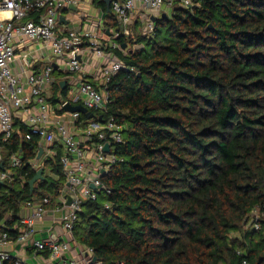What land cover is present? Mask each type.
<instances>
[{
  "label": "trees",
  "instance_id": "1",
  "mask_svg": "<svg viewBox=\"0 0 264 264\" xmlns=\"http://www.w3.org/2000/svg\"><path fill=\"white\" fill-rule=\"evenodd\" d=\"M192 1L157 19L152 37L135 23L132 48L118 51L126 68L100 116H114L124 138L101 178L110 192L83 203L73 230L102 264H264V0ZM105 23L117 27L111 11ZM59 92L58 81L52 102ZM29 131L16 117L0 149V230L13 237L24 204L61 205L66 180L52 145L31 190L40 136ZM254 209L258 230L247 226Z\"/></svg>",
  "mask_w": 264,
  "mask_h": 264
},
{
  "label": "built area",
  "instance_id": "2",
  "mask_svg": "<svg viewBox=\"0 0 264 264\" xmlns=\"http://www.w3.org/2000/svg\"><path fill=\"white\" fill-rule=\"evenodd\" d=\"M194 5L192 0H110L117 27L109 28L105 20L110 11L97 8L94 0H0V149L10 139L18 117L30 130L28 140L40 136L38 151L42 148L43 155L30 165L37 171L43 168L42 161L56 154L51 146L57 145L62 148L66 176L61 205L53 206L49 197L29 200L19 213L22 226L16 236L8 230L0 232V264H27L24 247L47 253L59 264H102L94 262L92 247L74 239L73 230L83 203L95 200L101 190L110 192L101 178L118 161L114 145L124 138V126L114 116L106 120L100 116L110 102L109 82L126 68L118 51L126 54L132 48L127 42L134 37L135 23L142 35L152 37L153 17L159 19L178 6ZM36 51L40 52L36 58L44 62L39 64L41 69L36 68ZM56 71L62 73V80L55 78ZM63 80L66 94L59 92V99L52 102V87ZM67 105L86 110L69 111ZM106 144L109 151L104 149ZM12 163L19 166L21 158L13 155ZM6 177L3 168L0 180ZM69 195L73 200L67 204ZM50 212L57 215L63 232L53 235L49 228L47 238H36L38 223ZM260 217L254 209L247 226L260 229ZM242 264L248 263L244 260Z\"/></svg>",
  "mask_w": 264,
  "mask_h": 264
},
{
  "label": "crops",
  "instance_id": "3",
  "mask_svg": "<svg viewBox=\"0 0 264 264\" xmlns=\"http://www.w3.org/2000/svg\"><path fill=\"white\" fill-rule=\"evenodd\" d=\"M17 47H18V53H21L20 47L19 46ZM39 53L40 52L37 51L34 53L35 60L37 61L36 64H38V66L36 67L37 69H41L42 67L39 64L43 65L44 63L43 61H41L40 58H36V56L39 57ZM17 69H19V67H17ZM61 74H62L61 72L59 73L56 71L55 78H59L60 80H62L64 76ZM56 217L57 215L55 213L50 212L41 222L38 223L36 238H47L49 235L48 232L49 228H51L53 235L54 233H58L60 235L63 232L62 225L57 219H55ZM2 225L3 223H0V226ZM21 226L19 225V228H21ZM22 256L26 259L27 264H59L58 259H51L49 255H47L46 253L43 254L36 252L34 247H26V248L24 247V250H22ZM6 264H12V263L9 262Z\"/></svg>",
  "mask_w": 264,
  "mask_h": 264
},
{
  "label": "water",
  "instance_id": "4",
  "mask_svg": "<svg viewBox=\"0 0 264 264\" xmlns=\"http://www.w3.org/2000/svg\"><path fill=\"white\" fill-rule=\"evenodd\" d=\"M105 3H106V5H107V10L110 11V0H105ZM72 8L75 9V7H72ZM163 16H166V14H164ZM153 19H154V20H157L155 17H153ZM60 20L63 21V20H64V17L61 16V17H60ZM126 46H127L126 43H123V44H122V47H123V48H125ZM61 87H62V89L66 87V81H65V80H63V81L61 82ZM66 110H69V111H85L86 109H85L84 107H82V106H75V107H73V106L67 105V106H66ZM87 115H88L89 117H91V116H93V113H92V112H89V113H87ZM104 149H105V151H109V149H110L109 144H106L105 147H104ZM42 155H43V149L41 148V149L39 150V152H38V155H37L38 159L41 158ZM3 168H4V163L1 162V163H0V171L3 170ZM43 171H44V169H43V168H40V169L36 172V175L33 177V179L30 180V188H31V190L34 189V185H35V183H36L38 180H43V179L45 178L44 175H43ZM0 183H2L1 180H0ZM72 200H73V197H72L71 195H69V196H68V200H67V204H70V203L72 202ZM93 260H94V262H97V257L94 256V257H93ZM97 264H99V263H97Z\"/></svg>",
  "mask_w": 264,
  "mask_h": 264
},
{
  "label": "rangeland",
  "instance_id": "5",
  "mask_svg": "<svg viewBox=\"0 0 264 264\" xmlns=\"http://www.w3.org/2000/svg\"><path fill=\"white\" fill-rule=\"evenodd\" d=\"M90 9L93 11V8H92V7H90ZM93 12H94V13H96V11H95V10H94ZM140 46H141V47H143V46H144V42H143V43H141V44H140ZM140 46H138V45H135V47H134V48H137V47H140ZM91 79L93 80V77H91ZM98 82H99V81H96V83H98ZM57 104H58V103H57ZM46 173H47V174H50V170H49V169H47ZM65 184H66V180H65ZM65 184H64V186H65Z\"/></svg>",
  "mask_w": 264,
  "mask_h": 264
},
{
  "label": "bare ground",
  "instance_id": "6",
  "mask_svg": "<svg viewBox=\"0 0 264 264\" xmlns=\"http://www.w3.org/2000/svg\"><path fill=\"white\" fill-rule=\"evenodd\" d=\"M4 15H6V16H9V14H8V13H5Z\"/></svg>",
  "mask_w": 264,
  "mask_h": 264
}]
</instances>
